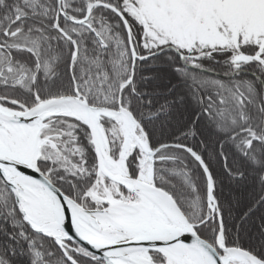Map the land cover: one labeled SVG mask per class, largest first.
<instances>
[{"label":"snow or ice","instance_id":"snow-or-ice-1","mask_svg":"<svg viewBox=\"0 0 264 264\" xmlns=\"http://www.w3.org/2000/svg\"><path fill=\"white\" fill-rule=\"evenodd\" d=\"M0 264H264V0H0Z\"/></svg>","mask_w":264,"mask_h":264}]
</instances>
